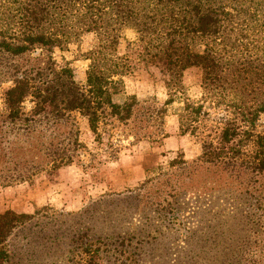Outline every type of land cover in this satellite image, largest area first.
Masks as SVG:
<instances>
[{
	"label": "trees",
	"instance_id": "trees-1",
	"mask_svg": "<svg viewBox=\"0 0 264 264\" xmlns=\"http://www.w3.org/2000/svg\"><path fill=\"white\" fill-rule=\"evenodd\" d=\"M122 29L144 60L163 67L159 107L144 110L125 92ZM76 33L94 40L82 54L81 85L51 57ZM0 60L10 82L1 93L0 187L93 165L99 153L80 141L76 118L96 144L114 125L158 142L171 111L177 134L199 146L194 159L177 151L156 176L108 195L106 202L133 206L137 231L92 240L61 232L46 238L54 248L44 264H264V0H0ZM191 68L194 99L182 83ZM105 148L113 160L118 150L111 142ZM34 217L0 212V264H19L7 241ZM55 246L70 258L55 256Z\"/></svg>",
	"mask_w": 264,
	"mask_h": 264
},
{
	"label": "rangeland",
	"instance_id": "rangeland-1",
	"mask_svg": "<svg viewBox=\"0 0 264 264\" xmlns=\"http://www.w3.org/2000/svg\"><path fill=\"white\" fill-rule=\"evenodd\" d=\"M93 41L92 34L76 33L74 36H68L66 42L60 48H54L51 53L54 65L61 67L68 64L73 71L75 82L79 85L84 82V71L88 63L83 59L82 54L91 49ZM117 53L126 58L128 65V72L123 77L126 94L134 95L144 110L161 106L165 100L160 75L162 65L151 64L144 60L128 29L121 30ZM3 78L5 77L0 75V114L2 113L1 93L10 85L8 79ZM182 83L190 98L198 97L196 69L185 70ZM23 107L24 111H28L30 103L25 101ZM76 121L80 141L90 152L99 153L95 156L93 165L66 166L51 172H41L30 182L0 187V212L11 210L17 214L35 216L8 239L7 246L12 262L44 264L45 253L54 248L52 246L54 243H48L46 238L57 237L58 240L61 238V232L67 230L69 236L72 234L74 239L92 240L95 237L115 236L118 233L121 235L128 230L136 229L138 222L137 218L132 219L135 212L133 206L106 202L110 199L108 195L133 188L145 179L156 176L166 168L167 160L177 151H181L187 161L199 154V146L191 137L177 134L176 118L171 111H168V115L164 118L163 130L167 137L158 142H150L147 139L136 140L141 136V130L131 132L130 127L127 129L114 125L113 129L106 128L107 131L101 135L100 143L96 144L92 141L84 121L81 118H76ZM154 128L150 125L147 130L153 131ZM107 142H111L113 148L118 150L113 160H106L102 151L107 149L105 148ZM87 159L88 155L84 154L82 160ZM98 197L103 199L97 206L91 208V212L78 215L82 209H86V206L90 207L92 201ZM35 210H38V217L34 214ZM136 214L140 215L139 211ZM140 218L139 221L142 222ZM53 232L56 233L55 236L52 235ZM155 248L161 251L160 246ZM55 256L65 260L67 257L70 258L62 255L57 248Z\"/></svg>",
	"mask_w": 264,
	"mask_h": 264
}]
</instances>
